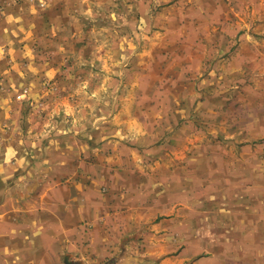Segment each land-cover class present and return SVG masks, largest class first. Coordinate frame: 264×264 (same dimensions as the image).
<instances>
[{"label":"crops","instance_id":"0c3cea01","mask_svg":"<svg viewBox=\"0 0 264 264\" xmlns=\"http://www.w3.org/2000/svg\"><path fill=\"white\" fill-rule=\"evenodd\" d=\"M146 2L0 0V264H197L177 250L196 236L195 222L174 217L196 205L174 194L160 205L135 169L143 136L154 138L145 116L161 123L169 113L144 102L157 104L159 91L122 88L135 49L127 34ZM228 188L217 223L246 226L238 238L254 243L255 187L236 198Z\"/></svg>","mask_w":264,"mask_h":264},{"label":"rangeland","instance_id":"374dc122","mask_svg":"<svg viewBox=\"0 0 264 264\" xmlns=\"http://www.w3.org/2000/svg\"><path fill=\"white\" fill-rule=\"evenodd\" d=\"M144 7L127 34L135 49L124 62L131 70L121 75L122 88L159 91L157 104L144 102L169 109L161 123L157 113L145 116L154 138L143 136L135 163L144 194L152 188L161 192L160 205L172 194L177 203L196 205L185 213L177 208L174 217L195 222L196 236L177 250L191 252L197 264H264V0H147ZM156 47L157 56L147 52L129 64L132 55ZM157 144L163 157L152 155ZM227 184L235 198L255 187L254 243L238 238L246 226L217 223L214 207ZM203 203L212 210H201Z\"/></svg>","mask_w":264,"mask_h":264},{"label":"built area","instance_id":"2783aa9c","mask_svg":"<svg viewBox=\"0 0 264 264\" xmlns=\"http://www.w3.org/2000/svg\"><path fill=\"white\" fill-rule=\"evenodd\" d=\"M18 97H21V95H19Z\"/></svg>","mask_w":264,"mask_h":264}]
</instances>
